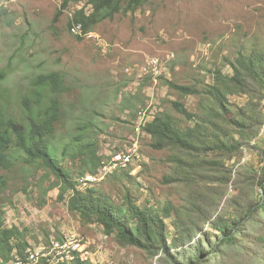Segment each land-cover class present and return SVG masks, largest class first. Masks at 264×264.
I'll return each mask as SVG.
<instances>
[{
  "label": "rangeland",
  "instance_id": "1",
  "mask_svg": "<svg viewBox=\"0 0 264 264\" xmlns=\"http://www.w3.org/2000/svg\"><path fill=\"white\" fill-rule=\"evenodd\" d=\"M62 2L0 1V71L6 74L0 90L8 89V108L19 118L18 97L29 82L36 75L58 72L65 92L64 114L55 134L57 159L77 180L76 187L85 190L94 185L118 204L123 201L122 190L128 189L140 206L146 202L184 205L190 187L185 182L166 181L180 170L174 152L154 149L152 138L144 127H137L136 121L141 111L146 110L147 122L163 112L184 128L192 120L179 113L172 102L178 100L197 113L214 107L212 96L206 92L213 83V70L220 67L224 74H230L228 60H234L241 50L264 52V0H149L135 11H121L113 19L97 23L82 39L73 35H82L79 29L69 31L68 22L75 10L90 6L84 0L70 2L58 15ZM165 80L191 86L200 93L182 94ZM227 98L233 108L248 101L242 94ZM260 108L264 110V99ZM230 134L235 140L239 137L237 129H230ZM76 135L83 138L82 143L93 140L101 159L137 140L136 172L131 173L135 168L132 164L100 181L86 182L81 175L86 171L81 158L71 157L73 147L62 154L63 146ZM263 148L262 127L239 153L224 159L225 165L232 167V178L222 187L226 189L225 199L240 192V185L234 181L238 167L259 169L264 165ZM219 155L211 152L207 157ZM15 161L16 166L5 171L7 188L0 190V226L24 229L27 246L47 251L52 239L77 232L91 246L93 264L156 263L160 254L151 257L140 248L120 246L100 225L84 224L69 211L67 200L58 198L60 182L37 162ZM124 172L131 176L122 175ZM51 184L54 187L46 190ZM210 186L221 188L223 184L208 181L204 191ZM172 220L166 219L170 231Z\"/></svg>",
  "mask_w": 264,
  "mask_h": 264
},
{
  "label": "trees",
  "instance_id": "2",
  "mask_svg": "<svg viewBox=\"0 0 264 264\" xmlns=\"http://www.w3.org/2000/svg\"><path fill=\"white\" fill-rule=\"evenodd\" d=\"M78 1L82 0H63L57 14H61L70 2ZM84 1L90 8L84 5L75 10L68 22L70 32L75 28L80 30L82 35L73 34L78 39L91 32L97 23L111 20L121 11H135L149 0ZM228 62L231 73L224 74L220 67L215 68L213 83L206 90L212 96L214 107L203 108L197 113L189 111L178 100L172 102L179 113L192 120L191 125L180 127L159 112L144 126L154 149L174 152L173 158L179 162L180 170L175 176H167L166 181L185 182L190 187L184 205L167 202L157 206L146 202L140 206L128 189L122 190L123 201L118 204L94 185L85 190L76 187L77 180L57 159L55 134L64 114L62 96L65 92L58 72L36 75L29 82L18 97L22 113L19 118L8 108V89L0 90V190L7 188L5 171L16 166V159L37 162L45 173L60 182L58 198L67 200L69 211L78 215L84 224L100 225L105 235L113 236L120 246L140 248L151 257L160 254L155 264L264 262V165L259 169L238 167L234 180L240 185L237 195L225 199L226 189L222 188L232 178V167L226 166L224 159L239 153L264 128V110L260 108L264 99V52L241 50ZM5 77V72L0 71V81ZM165 82L182 94L200 93L191 86L170 80ZM236 94L248 97L240 108H233L227 98V95ZM230 129L238 130V139L233 138ZM80 139L76 135L72 139L76 143L71 140L65 144L62 154L73 147L71 157L81 158V167L95 173L102 155L98 154L93 140L82 143L83 138ZM211 152L220 155L208 158ZM261 152L264 158V148ZM178 153L186 154L187 158ZM122 175L131 176L128 172ZM208 181H218L223 186H210L204 191ZM54 185L47 186L46 190ZM171 217L172 231L166 222ZM27 245L24 229L0 226V264H8L14 249L23 257ZM43 261L45 259L37 264ZM72 264L86 263L76 259Z\"/></svg>",
  "mask_w": 264,
  "mask_h": 264
},
{
  "label": "bare ground",
  "instance_id": "3",
  "mask_svg": "<svg viewBox=\"0 0 264 264\" xmlns=\"http://www.w3.org/2000/svg\"><path fill=\"white\" fill-rule=\"evenodd\" d=\"M140 113L136 121L138 128H141V126L144 127L147 123L146 110ZM138 147V141L135 140L131 146H125L123 150H117L108 157L101 159L96 172L91 173L86 171L83 179L86 182L100 181L105 178L108 173L118 168L126 169L132 164L135 165V168L131 170V173L134 174L137 167L135 162L139 160ZM29 256H31V259L24 260ZM15 257L17 260H22L21 263H15ZM41 259H45V261L40 264H60L62 262L72 264L76 259L86 264H93L94 257L91 246L87 243L85 237L77 232H72L66 233L60 238L52 239L50 248L47 251L27 246L22 257L18 251L14 249V251H12V258L9 260L8 264H37Z\"/></svg>",
  "mask_w": 264,
  "mask_h": 264
},
{
  "label": "built area",
  "instance_id": "4",
  "mask_svg": "<svg viewBox=\"0 0 264 264\" xmlns=\"http://www.w3.org/2000/svg\"><path fill=\"white\" fill-rule=\"evenodd\" d=\"M79 242H80V240H79ZM29 259H31V256H29L28 258H26V259H24V260H29ZM21 261H22V260H17L16 257L14 258V262H15V263H21Z\"/></svg>",
  "mask_w": 264,
  "mask_h": 264
}]
</instances>
